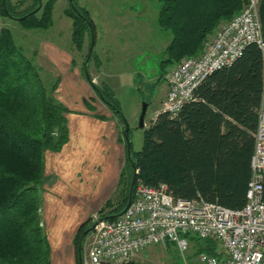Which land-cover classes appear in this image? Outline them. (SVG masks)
<instances>
[{
    "label": "trees",
    "instance_id": "obj_1",
    "mask_svg": "<svg viewBox=\"0 0 264 264\" xmlns=\"http://www.w3.org/2000/svg\"><path fill=\"white\" fill-rule=\"evenodd\" d=\"M59 1L35 0L25 7L28 0H6V12L0 0L1 13L4 19L16 20L26 30L47 29L54 23ZM73 1L75 7L69 0L66 11L73 22L72 42L82 50L89 37V51L90 28L83 17L92 24L95 46L96 26L78 0ZM159 2L158 26L171 35L166 58L160 65V82L171 66L199 56L204 41L221 22L232 20L248 4V0ZM259 15L264 36V0H260ZM96 60L94 47L89 66L93 63L100 70L102 65ZM41 72L35 59L24 54L5 26L0 34V264H52L41 215L40 188L45 152H59L69 140L68 110L55 97L56 84L47 87ZM93 87L107 106L122 112L107 85ZM262 87L263 54L252 43L231 66L208 76L196 89L194 100L186 103L177 116L163 112L157 115L143 130L145 143L141 151H134L131 143V157L127 154L118 189L100 209L98 219L114 221L124 213L135 170L138 174L133 196L140 183H166L175 198L203 199L232 210L243 209L252 178ZM113 113L123 126V135L124 114ZM121 140L126 143L123 136ZM95 223L82 224L75 235L77 264L79 249L83 260L91 234L84 236V232ZM190 242L198 252L215 254L216 243L212 240L192 238Z\"/></svg>",
    "mask_w": 264,
    "mask_h": 264
},
{
    "label": "built area",
    "instance_id": "obj_2",
    "mask_svg": "<svg viewBox=\"0 0 264 264\" xmlns=\"http://www.w3.org/2000/svg\"><path fill=\"white\" fill-rule=\"evenodd\" d=\"M259 11L260 0H248L240 14L221 22L206 38L199 56L184 58L169 68L162 109L177 116L186 103L194 100L196 89L208 76L231 66L247 45L259 46L263 87L246 206L232 210L203 199L183 200L175 198L166 183H140L124 213L114 221L103 220L91 232L83 264H129L150 249L170 243L177 246L184 264H264V36ZM3 28L0 6V34ZM192 238L214 241L215 254L196 251L189 262L186 254Z\"/></svg>",
    "mask_w": 264,
    "mask_h": 264
},
{
    "label": "rangeland",
    "instance_id": "obj_3",
    "mask_svg": "<svg viewBox=\"0 0 264 264\" xmlns=\"http://www.w3.org/2000/svg\"><path fill=\"white\" fill-rule=\"evenodd\" d=\"M78 5L89 12L96 26L97 37L96 46H94L95 54L97 57L98 55L102 56L104 61V74L101 76L99 75L100 77L96 79L94 84L99 86L104 83L114 94L130 126L129 137L133 150L139 152L143 149L145 143L144 132L139 128L143 103L148 104L145 117V129H147L152 122L155 121L157 114L162 112L163 104L168 93L165 77L163 81L160 82V65L166 58L165 50L171 42V35L158 26L157 20L161 7L160 2L159 0H78ZM68 8L69 0L59 1L54 12L53 25L47 29H39V33L46 35V38H50L51 41L63 47L74 58L72 63L73 66L78 64L82 73V79L88 82L83 70V64L87 60L86 55L89 53L88 47L90 39L89 37L86 39L82 50H78L73 44V22L71 18L66 16ZM48 30L50 31L47 32ZM92 37H94L95 41L94 32L93 36L91 34V42ZM14 38L17 44H27L18 34H16ZM92 64L90 66L88 65V72L91 78H93L92 73L94 75L97 74ZM43 81L49 88L54 84H56L55 86H57V88L60 85V82L57 81V77L53 75L50 77L44 76ZM92 88L95 97L90 96L87 102L76 103V101L62 104L64 108L68 110V113H79V110L84 107L91 111L96 109V107L92 105V100H102L93 86ZM79 92L86 97V93L83 89L79 88ZM82 103L85 104L82 106ZM107 107L112 110L109 106ZM113 112L112 110V113ZM122 128L123 126L121 130ZM122 136L124 138V135H120L121 138ZM49 152L55 151L49 150ZM51 184L50 177L46 176L45 173L44 155L43 183L40 188L41 215L46 188ZM58 199L59 201L56 202L57 204L53 207H56L58 213H61L62 216L57 217L56 214H53L54 218H52V220L54 221V227L50 226V228L52 227L53 230L58 231L57 234H59V236L63 234V237H66L68 235L66 233L72 230L73 232L75 231L74 234H77L82 224L86 222L92 223V221L97 220L98 215L88 219L84 218V221L78 223L76 227L71 225L66 226L68 223H63L67 220H72L67 219L70 213H72V205L69 203L71 201L68 197L67 199L65 197ZM67 200L69 202H67ZM62 220L64 222L61 224ZM48 228V226L44 228L45 232H48ZM68 242L69 241H67V243ZM90 244L91 236L86 240L83 258L87 254ZM71 247L72 242L69 251ZM196 251L197 247L194 243H191V249L189 253L186 254V258L189 262L196 257ZM71 255L73 264H76L77 250L74 243ZM65 256L66 254L62 253L60 256L61 260ZM53 258L54 255L52 253L51 259L54 263L56 259L53 260ZM135 262L139 264H184V259L177 246L170 243L167 246H159L150 249L145 255H140Z\"/></svg>",
    "mask_w": 264,
    "mask_h": 264
},
{
    "label": "crops",
    "instance_id": "obj_4",
    "mask_svg": "<svg viewBox=\"0 0 264 264\" xmlns=\"http://www.w3.org/2000/svg\"><path fill=\"white\" fill-rule=\"evenodd\" d=\"M17 1L12 0L13 3ZM34 1L28 0L25 7H30ZM3 21L4 26L12 31L13 37L18 34L27 42L26 45H16L27 57L35 59L42 70V79L44 76L57 77L60 82L55 91L58 102H87L90 96L95 97L91 84L82 79L78 64L73 66L74 58L63 47L39 33V29L26 30L18 21L12 19ZM96 61L102 66L97 70L92 64L97 73H92L93 82L104 74L105 68L102 56L98 55ZM79 88L84 90L86 97L79 92ZM92 101V105L96 107L94 111L84 107L79 113L66 114L69 129L67 144L59 152L47 151L45 154V173L50 177L52 184L46 188L44 195L42 221L44 228L49 227L46 234L54 255L53 260L56 259L52 264H73L71 254L76 235L72 230L66 233V237H63V234L59 236L58 231L50 228L54 227L53 214L62 216L57 208L53 207L59 201L58 198L68 197L71 202H67L72 205V213L67 218L72 220L64 222L63 219L61 224L64 222L63 224L68 223L66 226L76 227L84 218L97 216L103 205L114 196L126 164L127 147L120 137L122 126L119 120L104 102L95 99ZM62 253L66 256L61 260Z\"/></svg>",
    "mask_w": 264,
    "mask_h": 264
},
{
    "label": "water",
    "instance_id": "obj_5",
    "mask_svg": "<svg viewBox=\"0 0 264 264\" xmlns=\"http://www.w3.org/2000/svg\"><path fill=\"white\" fill-rule=\"evenodd\" d=\"M2 2H3L4 9L7 12L6 0H2ZM70 2L72 4V6L75 7L74 1L73 0H70ZM41 7H42V2H40V8ZM83 18L88 23V26L90 28V32H91V34L93 36V31H92L91 23L88 21L87 18H85V17H83ZM94 46H95V41H94V37H92L91 47H90L89 54H88V57H87V60H86V63H85V74H86V78H87L88 82L91 85H93V86H94V82H93V80H92V78H91V76H90V74L88 72V65H89L90 59L92 57V53H93V50H94ZM109 107L114 112H117L118 114H120L121 116H123L122 112L119 111L116 107H114L112 105H109ZM147 109H148V104L147 103H143V107H142V111H141V115H140V122H139V128L141 130H144L146 128V125H145V117H146ZM123 120H124V126H125L123 135H124V138H125V141H126L127 154H128L129 157H131V140H130V137H129V135H130V126H129L127 120L124 117H123ZM133 167H134V170H135V166H133ZM137 174H138V171L135 170L134 177H133V180H132V183H131L130 197H129V201H128L127 208L131 205L132 200H133V191H134V188H135ZM102 221H103V219L99 220L92 227H90L89 229H87L84 232V236L87 235V234H89L90 232H92L95 229V227L97 226V224L100 223V222H102ZM79 264H83L81 249H79Z\"/></svg>",
    "mask_w": 264,
    "mask_h": 264
}]
</instances>
